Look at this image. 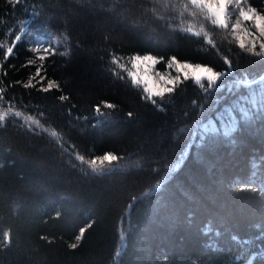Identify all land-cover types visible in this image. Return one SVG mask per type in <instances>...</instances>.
Wrapping results in <instances>:
<instances>
[{
    "label": "trees",
    "instance_id": "16d2710c",
    "mask_svg": "<svg viewBox=\"0 0 264 264\" xmlns=\"http://www.w3.org/2000/svg\"><path fill=\"white\" fill-rule=\"evenodd\" d=\"M247 5L264 10V0ZM190 23L216 48L180 30ZM16 34L22 40L5 61ZM47 40L55 54L41 62L32 49ZM135 54L162 58V69L175 56L228 75L211 92L182 78L153 104L111 63L116 56L130 71ZM28 60L60 88L43 92L38 78L25 87L36 71ZM261 77L264 58L228 30L152 0H0V111L42 112L41 125L63 144L15 117L0 128V264H264V100L258 84H238ZM107 152L123 157L105 162L119 166L110 174L74 158Z\"/></svg>",
    "mask_w": 264,
    "mask_h": 264
},
{
    "label": "snow or ice",
    "instance_id": "6c2138e0",
    "mask_svg": "<svg viewBox=\"0 0 264 264\" xmlns=\"http://www.w3.org/2000/svg\"><path fill=\"white\" fill-rule=\"evenodd\" d=\"M18 3L19 0H16ZM153 3L160 6L161 10L167 12L169 10L179 12L180 16L183 17L187 13L192 18H198L203 16L205 20L210 21V24L219 29L228 30L231 28V33L233 36H236L237 31L240 30L243 32V35L237 37L239 48L243 49L246 52H249L255 56L264 58V10L258 11L256 8H253L247 5V0H152ZM151 11L160 19L164 17L157 12V9L154 7ZM235 14L236 19L233 22L232 17ZM242 22L251 24L255 31H249L247 28H242ZM182 32L192 34L196 37H203L205 43L212 48H216V42L214 38L209 34L203 27L200 26V30H195L194 24H188L186 27L180 29ZM244 36L248 37L246 41ZM23 34H16L10 46L6 48L4 53V60H8L10 56L13 55L14 49L17 44L22 40ZM37 45H40L41 42L37 41ZM44 45L41 47H33L32 51L34 53H40L38 59L43 62L48 57L55 54V47H53V41L47 40L43 42ZM259 48V51H257ZM162 58H157L152 55L135 54L130 57V63L133 69H139L141 66H144L145 74L141 77L138 71H129L125 63H121L120 58L112 56L111 63L118 66L119 69L127 72L128 79L133 84V86L143 85V90L145 92V98L150 100L153 104H156L157 101L154 98H163L166 94H171L176 90V85L178 82H183V80L192 79L195 84H197L205 92L214 91L217 87H220L224 84L225 77L228 75L227 69L225 71H216L212 67L206 64L193 65L187 61L181 62L177 57L173 56L168 60V67L171 68L174 64L176 66V75L175 76H159V80H154L153 77L147 75L148 67L155 66L160 63ZM224 63L227 65V68H231L232 62L224 57ZM28 65H36L35 60H28ZM44 70L43 63L36 65V71L34 76L30 77V82L25 84V87H35V84L31 83L33 80H37L40 83L41 87L39 90L43 92H49L53 89H59L60 85L53 79L48 78L46 75H43ZM113 75H118V73L113 69ZM123 79V76L119 77ZM47 82V86H43L44 82ZM207 84V87H205ZM241 86L251 87L253 85H259L261 91V99L264 100V77H261L259 81L255 80H241L238 82ZM4 89L0 88V93H3ZM3 96L0 95V101H3ZM61 100H66L68 97L61 95ZM195 103V102H194ZM107 108H114L113 104H106ZM255 109L250 108L247 112L242 113V118H247L254 113ZM95 112L98 117H106L108 113L101 111V105L97 104L95 106ZM129 116L132 115L131 112L128 113ZM40 118H44V114L41 112L39 114ZM9 117H15L22 120L23 127L28 131H31L35 134V131L39 129L45 133H48L51 137L56 138V142L63 147L62 138L60 137L57 131L49 132L47 128L41 125V119L24 116L20 111L15 110L13 107L9 106L7 110L0 111V128L4 127V122ZM239 123H235L226 128L224 135L226 137L232 136L235 132L239 130ZM81 164L87 163L91 168L92 172L95 174H110L114 171L119 170L117 167H106L105 162L108 165H112L113 162H118L123 157H120L112 152H107L101 156H96L94 159L85 160L83 155L75 154L74 157ZM70 162V161H69ZM159 184L156 185L158 189ZM133 204L129 207L134 206L136 202V197H132ZM87 227H91V224H88L86 227H81L79 229V234L76 236L77 242H79L83 236ZM123 235V233H122ZM4 244L10 245L11 235L9 231L3 233ZM72 249L78 247V243H72L70 245Z\"/></svg>",
    "mask_w": 264,
    "mask_h": 264
},
{
    "label": "rangeland",
    "instance_id": "374dc122",
    "mask_svg": "<svg viewBox=\"0 0 264 264\" xmlns=\"http://www.w3.org/2000/svg\"><path fill=\"white\" fill-rule=\"evenodd\" d=\"M235 19H236V16H235V14H234L233 17H232V21L234 22ZM242 28H247L249 31H255L254 27H253L251 24H249V23H244V22H242ZM228 31L231 33V28H229ZM231 35H232V33H231ZM240 35H243V32L240 31V30H238L236 36H233V35H232V36H233V37L236 39V41L238 42L237 37L240 36ZM244 39L247 41V40H248V37H247V36H244ZM257 50H259V48H257ZM140 55H141V56H144V55H151V54H140ZM133 56H134V55H133ZM152 56H153V55H152ZM131 57H132V56H131ZM154 57H155V56H154ZM178 60H179V59H178ZM180 61H181V60H180ZM129 62H130V60H129ZM181 62H184V61H181ZM187 62H189V61H187ZM189 63H191V64H193V65H198V63H197V64H196V63H192V62H189ZM199 64H201V63H199ZM210 67H211V66H210ZM213 69H214V68H213ZM214 70H215V69H214ZM130 71H138V72L140 73L141 77H143V75L145 74V72H144V66H141L139 69H133L131 63H130ZM176 74H177V73H176V66H175L174 64L172 65L171 68H169L168 65H167V67L164 68V69L160 68V67L158 66V64H156L155 66L148 67V71H147V75L153 77V79H154V80H157V81L159 80V76H161V75L167 77V76H169V75H171V76H175Z\"/></svg>",
    "mask_w": 264,
    "mask_h": 264
}]
</instances>
